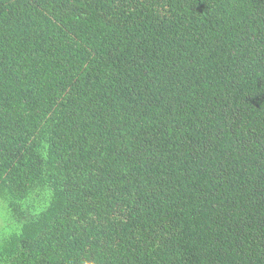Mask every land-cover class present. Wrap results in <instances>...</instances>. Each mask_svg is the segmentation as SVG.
Here are the masks:
<instances>
[{"label":"trees","instance_id":"1","mask_svg":"<svg viewBox=\"0 0 264 264\" xmlns=\"http://www.w3.org/2000/svg\"><path fill=\"white\" fill-rule=\"evenodd\" d=\"M0 199V264H264V0H0Z\"/></svg>","mask_w":264,"mask_h":264},{"label":"rangeland","instance_id":"2","mask_svg":"<svg viewBox=\"0 0 264 264\" xmlns=\"http://www.w3.org/2000/svg\"><path fill=\"white\" fill-rule=\"evenodd\" d=\"M9 219V215L6 209L4 202L0 199V233L7 227L10 231V227L7 224V220ZM13 228V226H12ZM7 231V232H9Z\"/></svg>","mask_w":264,"mask_h":264}]
</instances>
